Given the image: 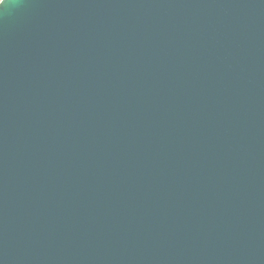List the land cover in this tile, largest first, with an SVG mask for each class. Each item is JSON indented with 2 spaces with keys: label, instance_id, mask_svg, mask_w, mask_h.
Instances as JSON below:
<instances>
[{
  "label": "water",
  "instance_id": "1",
  "mask_svg": "<svg viewBox=\"0 0 264 264\" xmlns=\"http://www.w3.org/2000/svg\"><path fill=\"white\" fill-rule=\"evenodd\" d=\"M0 264H264V0H0Z\"/></svg>",
  "mask_w": 264,
  "mask_h": 264
}]
</instances>
